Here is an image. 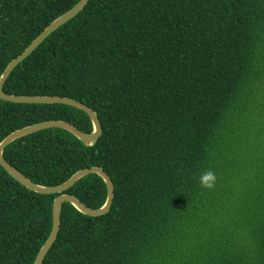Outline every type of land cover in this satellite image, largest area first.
I'll use <instances>...</instances> for the list:
<instances>
[{
  "label": "trees",
  "instance_id": "trees-1",
  "mask_svg": "<svg viewBox=\"0 0 264 264\" xmlns=\"http://www.w3.org/2000/svg\"><path fill=\"white\" fill-rule=\"evenodd\" d=\"M79 0H0V77ZM3 92L66 97L91 108L102 135L86 147L47 129L20 138L5 160L56 186L102 168L110 211L88 217L62 204L43 264H264V0H90L11 73ZM60 120L92 133L64 105L0 100V143ZM216 173L212 190L199 175ZM66 194L91 209L106 201L97 175ZM0 167V264H34L52 203Z\"/></svg>",
  "mask_w": 264,
  "mask_h": 264
},
{
  "label": "water",
  "instance_id": "water-1",
  "mask_svg": "<svg viewBox=\"0 0 264 264\" xmlns=\"http://www.w3.org/2000/svg\"><path fill=\"white\" fill-rule=\"evenodd\" d=\"M90 0H79V2L71 8L66 13L59 16L52 23H50L43 31L40 33L31 44L20 54L18 57L13 59L5 68L4 72L0 77V100L8 103L16 104H34V105H64L72 107L79 111L85 113L90 119L93 131L92 133H84L77 129L74 125L60 120H50L43 121L37 124H33L22 129L16 130L9 134L0 143V167L4 169L15 181L26 189L41 195H58L52 203V223L49 236L45 243L42 245L38 251L34 264H43V261L50 251L51 247L55 243L58 232L60 229L61 222V207L62 204L68 203L73 206L78 212L88 217H99L107 214L112 206L114 199V185L111 178L106 174V172L99 167H91L87 169H82L73 174L67 181L56 186H41L38 185L27 177H25L21 172L10 165L3 156L4 149L9 146L14 141L32 135L34 133L47 130V129H61L64 130L78 140H80L83 145L90 147L94 145L102 135L101 123L98 119L97 114L88 106L76 100L58 97V96H16L9 95L3 92V86L8 77L11 75L13 70L27 57H29L40 45L48 38L53 32L58 28L66 24L75 18L88 4ZM89 175H97L100 177L106 185V201L101 208L91 209L81 203L76 197L66 194L75 183H77L82 178Z\"/></svg>",
  "mask_w": 264,
  "mask_h": 264
},
{
  "label": "clouds",
  "instance_id": "clouds-1",
  "mask_svg": "<svg viewBox=\"0 0 264 264\" xmlns=\"http://www.w3.org/2000/svg\"><path fill=\"white\" fill-rule=\"evenodd\" d=\"M198 183L202 189L212 190L216 187L217 176L216 173L210 169L202 171L198 178Z\"/></svg>",
  "mask_w": 264,
  "mask_h": 264
}]
</instances>
